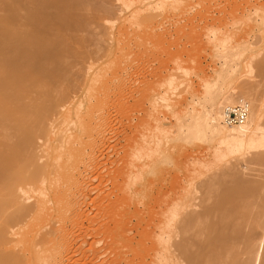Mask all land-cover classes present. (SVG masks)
Wrapping results in <instances>:
<instances>
[{"label":"rangeland","instance_id":"1","mask_svg":"<svg viewBox=\"0 0 264 264\" xmlns=\"http://www.w3.org/2000/svg\"><path fill=\"white\" fill-rule=\"evenodd\" d=\"M84 1L78 7L67 0L56 11L70 15L69 19L62 17L65 24L83 26L81 30L65 28L63 20L51 29L67 39L65 44L72 47V52L66 55V61L79 73L75 72L74 83L70 84V101L57 115L61 124L58 131L78 123L68 132L72 135L69 145L73 146L69 176L66 173L64 185L59 178L57 185L58 190L62 188L61 194L65 188L66 199L60 195L55 221L58 219L63 231L66 228L63 238L70 235L58 241L65 245L59 243L60 251L65 257H73L66 264H146L152 231L165 220L169 192L167 165L163 163L166 151L192 169L194 186L206 178L205 174L223 172L246 153L243 150L225 157L226 146L211 134L205 137L209 142L187 141L184 136L193 110L204 111L210 106L211 94L222 87L221 81L223 88L241 89L248 81L262 80L255 62L264 55V0H108L105 6L107 0L96 5L95 0ZM66 20L73 23L69 25ZM41 41L38 45L48 40ZM245 41L253 46L242 57L244 62L238 69L234 64L226 68V48L241 47ZM251 53L255 54L253 66L245 59L251 58ZM219 68H224L221 73L237 72L229 80H220ZM241 95L249 100L246 91ZM67 150L63 149L67 154L64 159L71 149ZM261 167L256 165L259 173H253L262 174ZM175 174L176 196H180L185 180L179 171Z\"/></svg>","mask_w":264,"mask_h":264},{"label":"bare ground","instance_id":"2","mask_svg":"<svg viewBox=\"0 0 264 264\" xmlns=\"http://www.w3.org/2000/svg\"><path fill=\"white\" fill-rule=\"evenodd\" d=\"M71 1L78 4V7L79 4H85L84 0ZM95 1V5L103 2ZM107 1L101 5L109 4L110 1ZM65 4L67 0H0V264H66V260H73L72 256L65 257L64 251H60V247L65 245L58 241L60 238L66 240L70 235L63 238L66 228L64 232L58 219L55 221L58 203L66 196L65 188L62 190L65 194L63 196L59 191L62 188L57 189L60 186L58 184L62 180L60 184L64 185L63 179L66 178V173L69 176L73 158L72 143L69 145L72 135L68 132L70 127L78 125L72 123L64 130L57 129L61 125L57 115H60L70 99V89L73 87L70 84L74 83L75 74H79L74 64L66 61V55L72 52V47L65 44L67 39L58 33L50 38L54 35L51 29L63 20L62 17L69 19L70 15L56 12ZM63 22L65 28L71 27L64 20ZM71 23L73 22L69 25ZM71 28L74 31L76 27ZM42 39L52 42L44 41L38 45L42 43ZM251 46L252 43L245 41L241 47L226 48L228 58L226 56L224 60H229L226 61V68L234 64L238 69L239 64L244 62L242 57ZM251 54V58L245 59L246 64L252 63L253 66L255 54ZM260 57L262 58L255 63L262 80L248 81L241 89L223 88L224 82L221 81L222 87L219 86V90L213 94L210 92V106L204 111L199 110L200 112L193 110V120L191 125H187L189 128L186 129V135H183L187 141L204 142V139L208 140L205 138L207 134H211L218 143L226 146L227 149L223 151L226 153L225 157L228 153L237 154L243 150L246 153L241 158H236L229 167L226 166L223 172H212L209 176L205 174L206 178L194 186L192 169L179 161L170 150L166 151L163 163L167 165L165 171L169 192L165 220L160 228L156 227L152 231L149 260L146 264H264V55L261 54ZM237 69H231L233 74ZM221 72L220 80L233 75ZM243 90L250 95H245L249 100L241 95ZM242 101L248 102L250 107L247 120L238 125L226 124L225 109ZM198 113L202 114V119ZM77 137L75 135V141L78 140ZM140 146L142 147L141 144ZM63 149H71L70 152L67 150V159H64L67 154ZM215 155L217 158L218 154ZM256 165L262 166V174H258ZM241 168L250 171L244 172L246 169ZM255 170L258 173H253ZM175 171L183 174L185 180L180 196H176ZM75 205L77 206V202Z\"/></svg>","mask_w":264,"mask_h":264},{"label":"built area","instance_id":"3","mask_svg":"<svg viewBox=\"0 0 264 264\" xmlns=\"http://www.w3.org/2000/svg\"><path fill=\"white\" fill-rule=\"evenodd\" d=\"M250 112L248 102L242 101L225 109V123L228 125L243 124Z\"/></svg>","mask_w":264,"mask_h":264}]
</instances>
